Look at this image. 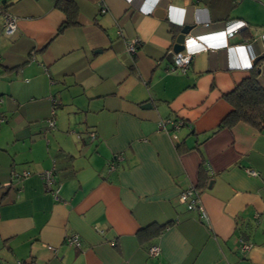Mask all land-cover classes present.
Returning <instances> with one entry per match:
<instances>
[{
    "label": "crops",
    "instance_id": "0c3cea01",
    "mask_svg": "<svg viewBox=\"0 0 264 264\" xmlns=\"http://www.w3.org/2000/svg\"><path fill=\"white\" fill-rule=\"evenodd\" d=\"M74 1L78 25L60 33L57 0H0V117L9 125L0 139V185H9L0 189V264H264V128H220L232 111L225 96L264 57V0ZM4 12L17 18L12 36ZM184 25L207 47L185 73L165 58ZM169 119L185 125L165 133L159 122ZM53 168L58 196L38 176ZM191 186L208 222L179 202ZM152 224L168 227L142 237ZM71 235L81 247L66 245ZM241 237L252 245L245 256Z\"/></svg>",
    "mask_w": 264,
    "mask_h": 264
},
{
    "label": "built area",
    "instance_id": "2783aa9c",
    "mask_svg": "<svg viewBox=\"0 0 264 264\" xmlns=\"http://www.w3.org/2000/svg\"><path fill=\"white\" fill-rule=\"evenodd\" d=\"M108 12L107 7L104 3L100 6V13L106 14ZM4 18V33L7 36H12L17 31V18L13 15L4 12L3 13ZM236 24V21H230L227 24L224 25V29L229 37H234L238 34L239 29L234 28L233 26ZM121 35L122 32H119ZM140 46V40L134 39L131 41H128L126 43V52L129 56L133 57L137 54L138 48ZM207 50V47L203 45L198 38L194 36H188L185 39L184 43V51L178 54H172L168 58L170 60V70L176 71L179 70L183 73L187 71V69L190 67L191 61L194 56L199 54L200 52ZM264 69V63L261 67V70ZM53 105H56V101L53 100ZM5 121V118H0V125ZM185 125L183 120H167V121H160L159 122V128L165 133H176L180 131V129ZM56 127V120H55V108L52 110V116L47 121V129L53 130ZM170 129H169V128ZM46 129V130H47ZM90 138L94 140L96 138V134L91 133ZM174 138L176 139L177 136L174 134ZM117 161H121V157H117ZM109 172L115 171L116 165L115 162L111 161L108 166ZM54 171L55 168L51 170H47L39 174L40 178L44 182L45 188L48 192H52L51 186L53 184L54 180ZM250 174L256 175L257 173L255 171H249ZM21 178H27L31 176L30 172H23L21 175L17 174L16 172L12 173V177H18ZM9 185H0V189L2 187H8ZM54 196H58L57 192H52ZM179 202L184 205L187 209V211L190 212H197L199 220L203 223L208 222V214L201 202V195L200 192L193 186L187 188L184 190L180 196H179ZM66 245L69 247H81V238L78 235H71L68 236L65 239ZM52 251H55V248L50 247ZM252 249V245L249 241H247L244 238L239 239V251L241 255L245 256L250 250ZM161 254V248L159 246H152L149 249V256L152 258L158 257Z\"/></svg>",
    "mask_w": 264,
    "mask_h": 264
},
{
    "label": "trees",
    "instance_id": "16d2710c",
    "mask_svg": "<svg viewBox=\"0 0 264 264\" xmlns=\"http://www.w3.org/2000/svg\"><path fill=\"white\" fill-rule=\"evenodd\" d=\"M56 6L66 15V21L60 28V33L70 27L78 25L79 7L74 0H57ZM263 62L264 59L259 61L257 65L253 67L251 77L243 81L231 93L225 96V100L232 107V111L222 121L220 128L230 129L240 123L246 124L257 130H262L264 128V86H262V84L259 82V77L261 74L258 73V71L261 70ZM117 157L120 156L116 155L111 160L115 162L116 169L121 162L116 160ZM12 173L13 171H11V176ZM55 173L56 168L54 171V176ZM32 175L33 174L31 173V176ZM167 227L168 225L152 224L143 229L140 232V235L144 238L149 237L150 240H153L161 235ZM152 246L155 245L152 244L149 246L148 254L149 249Z\"/></svg>",
    "mask_w": 264,
    "mask_h": 264
},
{
    "label": "water",
    "instance_id": "95a60500",
    "mask_svg": "<svg viewBox=\"0 0 264 264\" xmlns=\"http://www.w3.org/2000/svg\"><path fill=\"white\" fill-rule=\"evenodd\" d=\"M156 16H163V11H158ZM180 31L179 34L174 38V45L173 50L168 51V53L165 55V58H168L172 54H178L184 51V43L186 37L193 31V26L190 25H184V26H178ZM264 57H259L253 62V66H256L257 63L261 60H263ZM259 74L262 73V70L258 71ZM143 108H152L150 104H146Z\"/></svg>",
    "mask_w": 264,
    "mask_h": 264
},
{
    "label": "rangeland",
    "instance_id": "374dc122",
    "mask_svg": "<svg viewBox=\"0 0 264 264\" xmlns=\"http://www.w3.org/2000/svg\"><path fill=\"white\" fill-rule=\"evenodd\" d=\"M1 118V117H0ZM9 126L8 124L5 123V121L0 125V127L3 128V133L1 135V142H5L7 140V138H9V135H7V132L5 131V128Z\"/></svg>",
    "mask_w": 264,
    "mask_h": 264
},
{
    "label": "clouds",
    "instance_id": "9594fccd",
    "mask_svg": "<svg viewBox=\"0 0 264 264\" xmlns=\"http://www.w3.org/2000/svg\"><path fill=\"white\" fill-rule=\"evenodd\" d=\"M238 33H239V31H238Z\"/></svg>",
    "mask_w": 264,
    "mask_h": 264
}]
</instances>
